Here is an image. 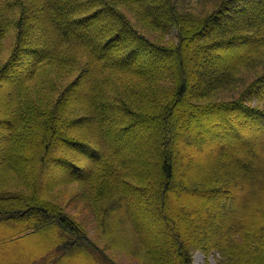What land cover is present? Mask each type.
I'll return each instance as SVG.
<instances>
[{
    "label": "trees",
    "instance_id": "16d2710c",
    "mask_svg": "<svg viewBox=\"0 0 264 264\" xmlns=\"http://www.w3.org/2000/svg\"><path fill=\"white\" fill-rule=\"evenodd\" d=\"M180 120L203 156L176 153ZM69 186L144 264H264V0H0V241L21 262L102 264Z\"/></svg>",
    "mask_w": 264,
    "mask_h": 264
},
{
    "label": "rangeland",
    "instance_id": "374dc122",
    "mask_svg": "<svg viewBox=\"0 0 264 264\" xmlns=\"http://www.w3.org/2000/svg\"><path fill=\"white\" fill-rule=\"evenodd\" d=\"M257 8L253 6L250 7L248 12L256 11ZM7 46H9V40L7 43ZM241 48L239 46L226 48L224 51L221 52H215V51H205V56H203V59L200 63L197 65L199 68V72L195 73L194 75L198 77L205 76V73L210 74L212 71L213 66H215L217 63L221 64V59H218L217 55H235L239 53V50ZM204 62V63H202ZM202 65L203 67H201ZM202 70V71H201ZM183 110V108H181ZM183 122L186 121L185 117H182ZM182 120H180L179 123V129L177 130V139L175 144V150L176 153H182L185 152V146L188 144L184 138H187L189 134V129L183 126ZM242 132V131H241ZM131 135L135 136V138L140 139L139 135L142 137L141 133H138L137 131L130 132ZM245 139L246 141H251L255 139L259 133H252V132H245ZM208 151L211 152L212 150L219 149L220 147H223L224 145L221 144H211V142H208ZM212 145V146H211ZM59 146V145H58ZM229 146V145H226ZM105 148V147H104ZM108 148V147H106ZM201 153V152H200ZM185 155L190 160L191 158H198L199 156L203 155H189L185 152ZM260 165V164H258ZM55 170V169H54ZM51 166H48V171L51 172L50 175H48L44 181H47L48 178H52L53 174L52 171H54ZM55 172V171H54ZM57 172V171H56ZM178 175H182V172L177 171ZM152 178L155 179V184L158 183L157 178L153 175ZM78 191V188L75 186H69V187H63L59 192H56V197L59 196L58 201L61 202V204L66 208V211L68 214H70L73 218H75L77 221L80 222L81 228L84 227L83 230H85L84 233H87L90 238L95 239L94 242H96V245L103 251L102 253L95 254L96 257L100 260V263L102 264H144V260L139 257L135 256L134 254H130L128 251H126L122 246L117 247L113 246V243L109 236H105L101 234V229L98 227V223L96 221L95 214L91 211V208H87L82 201H79L77 198H75V195ZM242 192V186L239 184V193ZM174 198L182 199L181 196L177 194V192H173L172 196ZM134 198L132 197V200ZM135 201H141L140 198L136 196ZM139 203V202H138ZM151 215V214H150ZM141 220V219H140ZM142 221L147 225L149 228H153L159 226V222L153 218V220ZM153 223V226H152ZM155 229V228H154ZM100 231V232H99ZM158 231L156 232V234ZM160 233H158L157 240H159L160 237H158ZM24 238H17L14 240H2L0 241V264H26L24 262H21L20 259H24V255L31 254L33 251V248L30 247L27 243H24ZM109 244V245H107ZM40 245H38L39 247ZM108 246V247H107ZM48 248V247H47ZM47 248L41 250V251H35L33 254L36 255L35 258H32V264H54V257H51L52 252H56V249L52 248L50 251L47 250ZM54 250V251H53ZM93 252V251H92ZM39 254L37 256V254ZM33 256V257H34ZM27 257V256H26ZM194 264H217L216 263V256H209L202 252V251H196L194 254ZM109 259V261L106 260ZM72 264H79L77 262H73Z\"/></svg>",
    "mask_w": 264,
    "mask_h": 264
}]
</instances>
